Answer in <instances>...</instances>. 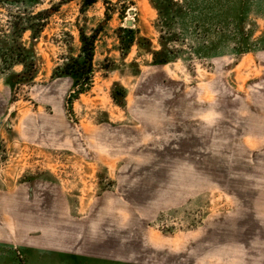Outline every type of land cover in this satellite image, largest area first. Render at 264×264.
Returning <instances> with one entry per match:
<instances>
[{"label":"rangeland","instance_id":"rangeland-1","mask_svg":"<svg viewBox=\"0 0 264 264\" xmlns=\"http://www.w3.org/2000/svg\"><path fill=\"white\" fill-rule=\"evenodd\" d=\"M83 1L0 5V49L28 63L0 60V193L41 222L9 227L0 264H217L248 247L264 229V0ZM80 29L91 65L74 63Z\"/></svg>","mask_w":264,"mask_h":264},{"label":"crops","instance_id":"crops-1","mask_svg":"<svg viewBox=\"0 0 264 264\" xmlns=\"http://www.w3.org/2000/svg\"><path fill=\"white\" fill-rule=\"evenodd\" d=\"M19 200V201H17ZM15 207L9 208V199L7 193H0V238L6 237L9 227L19 230H29L38 227L41 224L39 218L35 216L34 209L23 208V199L21 197L14 198ZM24 210V211H23ZM10 220V221H9ZM264 220V219H263ZM264 226V221H263ZM255 234V231H253ZM241 237H251L247 242L248 247L242 242V247L233 248L226 247L222 250H215V263L217 264H264V229L260 230L255 235H245L241 233ZM257 235V236H256ZM55 238V236L51 235ZM258 239V240H256ZM0 239V244L3 243ZM87 247L81 241L69 239V253L72 255H80L78 251H85ZM82 253V252H81ZM180 255H178L179 257ZM182 256V255H181ZM185 256V254L183 255Z\"/></svg>","mask_w":264,"mask_h":264},{"label":"trees","instance_id":"trees-1","mask_svg":"<svg viewBox=\"0 0 264 264\" xmlns=\"http://www.w3.org/2000/svg\"><path fill=\"white\" fill-rule=\"evenodd\" d=\"M4 1L5 0H0V5H2V4H4ZM98 0H84L83 1V5H84V8L85 7H87V6H90V5H92V4H94V3H96ZM105 3L106 2H108V0H103ZM171 0H169V2H170ZM53 7H51V9H52ZM158 11H159V14H161V15H163L162 14V10L161 9H158ZM107 16H108V14H107ZM106 19H109V17H107ZM26 24H28V23H26ZM13 25L15 26V28H18V26H21V23H20V18L18 19V20H15L14 22H13ZM21 29H23V31L24 30H26L27 29V27L26 26H22L21 27ZM166 30V29H165ZM80 41H81V43H82V46H81V52H80V54L78 55V57L77 58H75L74 59V63H76V62H78V58H80V57H83L84 59H85V62L86 61H88L89 62V64L91 65V61H92V59H93V55H94V53H93V47H94V41H95V35H90V36H88L87 34H86V32L83 30V29H80ZM20 49H23V47L22 46H20L19 47ZM6 51V52H5ZM7 51H10V52H12V50H11V46H10V48L9 47H4V49H0V60L2 61H5V62H7V58H11L12 60L10 61V63H8V64H11V63H20V64H22L24 67H26L27 66V61L26 60H24L23 59V57H22V55H21V53H19L18 55H17V57H11V56H8V53H7ZM7 55V56H4V55ZM166 62H168V60H166V59H163V60H161V63H166ZM67 65H69L68 63H67ZM70 65H69V70L68 69H65V72L66 73H74L75 71H73L74 70V68L73 67H71V69H70ZM27 68H28V66H27Z\"/></svg>","mask_w":264,"mask_h":264},{"label":"water","instance_id":"water-1","mask_svg":"<svg viewBox=\"0 0 264 264\" xmlns=\"http://www.w3.org/2000/svg\"><path fill=\"white\" fill-rule=\"evenodd\" d=\"M126 24H127L128 26H131V25H132V21H131V20H127V21H126Z\"/></svg>","mask_w":264,"mask_h":264}]
</instances>
